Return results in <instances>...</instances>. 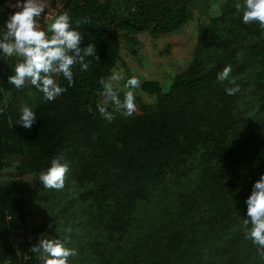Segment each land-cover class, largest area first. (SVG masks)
I'll list each match as a JSON object with an SVG mask.
<instances>
[{
  "label": "trees",
  "instance_id": "obj_1",
  "mask_svg": "<svg viewBox=\"0 0 264 264\" xmlns=\"http://www.w3.org/2000/svg\"><path fill=\"white\" fill-rule=\"evenodd\" d=\"M237 4L228 0L200 27L195 58L168 91L158 80L140 85L154 104L138 99L132 116L107 105L111 121L96 107L104 99L99 81L121 61L122 35L178 32L190 20L187 0H68L59 14H69L82 47L94 44L100 59L86 57V71L76 65L71 85L57 76L66 91L53 101L25 95L37 114L31 129L17 122L21 89L8 83L19 58L0 52V175L9 158H26L20 175H36L41 231L77 250L72 264H264L242 227L245 200L264 173V29L243 23ZM5 21L0 9V34ZM225 66L232 70L220 81ZM59 156L69 166L65 186L45 188L39 172ZM20 175L0 183V264H41L22 237L28 209Z\"/></svg>",
  "mask_w": 264,
  "mask_h": 264
},
{
  "label": "clouds",
  "instance_id": "obj_2",
  "mask_svg": "<svg viewBox=\"0 0 264 264\" xmlns=\"http://www.w3.org/2000/svg\"><path fill=\"white\" fill-rule=\"evenodd\" d=\"M9 7L14 9L5 21V31L0 34V52L5 57H18L14 66V74L8 76V83L17 89L30 83L40 93L45 101H53L63 92L56 77L62 75L71 85L73 81V68L80 66L81 71L88 69L86 57L97 55V48L89 43L82 47V36L72 27L71 18L67 12L56 15L50 19L47 30L41 26V19L46 13L47 5L44 0H9ZM238 14H242L245 24L256 22L264 29V0H243L236 5ZM79 24V21L77 22ZM231 66H225L217 79L226 80L231 73ZM124 77L120 72L113 71L107 78H101L104 99L97 103L100 115L111 121L113 114L108 111L107 105L114 106L115 111L125 116H132L136 110L135 95L132 89L140 87L136 76L127 79L124 88L118 87ZM235 83V81H231ZM128 89V90H124ZM124 91L123 99L120 92ZM239 91V85L226 88L228 95ZM4 106H7L5 100ZM92 111L91 108L88 109ZM4 107H0L3 113ZM18 123L24 128L31 129L37 119L36 112L27 104L21 105ZM63 157L53 158L46 170L39 172V181L45 188L62 190L69 171L67 163L62 162ZM247 218L243 220L242 227L246 238L256 246L258 255L264 259V173L252 185L250 195L247 196ZM51 227V225H49ZM66 231L71 232L68 228ZM66 241L59 238H45L42 236L37 245L31 247L33 253L40 255L41 264H72L70 257L77 256V250L65 246Z\"/></svg>",
  "mask_w": 264,
  "mask_h": 264
},
{
  "label": "rangeland",
  "instance_id": "obj_3",
  "mask_svg": "<svg viewBox=\"0 0 264 264\" xmlns=\"http://www.w3.org/2000/svg\"><path fill=\"white\" fill-rule=\"evenodd\" d=\"M190 8V20L178 32L171 34L153 35L148 31L134 35L123 34L121 38V61L114 71L120 72L123 77L136 76L140 85L145 80L160 81L164 91H168L175 75L185 71L195 58L199 44V30L201 26H208L213 17L220 15L223 6L228 0H187ZM238 3L241 0H237ZM47 30L46 27L43 28ZM135 36L137 43L133 44L130 37ZM16 57V56H12ZM123 62L129 67V73ZM121 80L118 87L124 88ZM28 89L27 91H24ZM35 87L30 83L21 88L18 94V106L26 104L25 95L34 98ZM125 91L128 89H124ZM135 95V112L139 113L138 99L147 104H154L155 97L140 90L132 89ZM111 105V104H109ZM113 106V105H112ZM26 161L24 157H12L7 160L6 168L1 172L0 183L8 182L20 175V167ZM20 177L26 182L25 199L28 209L27 234L22 237L32 236V242L37 245L43 235L41 226L44 224V205L37 201L34 193V173L23 172ZM52 238L51 235L44 236ZM40 257V255H39Z\"/></svg>",
  "mask_w": 264,
  "mask_h": 264
},
{
  "label": "built area",
  "instance_id": "obj_4",
  "mask_svg": "<svg viewBox=\"0 0 264 264\" xmlns=\"http://www.w3.org/2000/svg\"><path fill=\"white\" fill-rule=\"evenodd\" d=\"M67 1L68 0H44V2L47 5V8H46L45 15L41 19V26L47 28L48 24L50 23V19L54 18L56 15L60 13V11L64 8V5ZM0 9L4 13L6 20H7L9 13L14 11V9L9 7V1H7L3 6H1ZM10 239L12 241L13 246L15 248H19L20 237H18V235L14 233H11ZM32 240H33V237L31 235L27 237L28 242H32Z\"/></svg>",
  "mask_w": 264,
  "mask_h": 264
},
{
  "label": "crops",
  "instance_id": "obj_5",
  "mask_svg": "<svg viewBox=\"0 0 264 264\" xmlns=\"http://www.w3.org/2000/svg\"><path fill=\"white\" fill-rule=\"evenodd\" d=\"M42 28H44V27H42Z\"/></svg>",
  "mask_w": 264,
  "mask_h": 264
}]
</instances>
